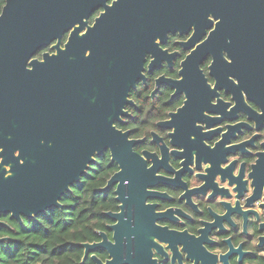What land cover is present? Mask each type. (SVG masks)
I'll return each mask as SVG.
<instances>
[{
	"label": "water",
	"instance_id": "95a60500",
	"mask_svg": "<svg viewBox=\"0 0 264 264\" xmlns=\"http://www.w3.org/2000/svg\"><path fill=\"white\" fill-rule=\"evenodd\" d=\"M107 1L5 0L0 11V215L10 214L21 222V216L30 218L60 207L61 196L80 181L95 157L109 152L110 160L118 166L105 186L116 185L119 202L118 212H106L115 221L107 226L112 240L98 232L99 242L82 243L83 259L102 249L109 258L102 262L92 255L96 264H156L152 258V247L160 249L156 238L174 253L181 245L193 264H215V255L202 246L207 243L205 230L193 237L154 223L163 213H155L156 205L145 204V199L158 195L146 190L158 182L156 166L146 167L144 158L132 149L141 140L129 139V132L114 123L127 115L125 105L134 104L128 96L136 81L144 79L146 54L153 58L149 69L171 56L159 47L157 39L163 43L167 33H187L193 26L189 43L181 42L189 48L213 26L206 39L181 61L179 79L161 76L156 80L157 85L164 83L174 89L173 95L185 96L183 105L157 125L173 127L168 134L170 144L182 148L181 152L172 150L182 159L174 179L191 171L188 166L193 163L199 170L201 162L210 160L209 152L224 162L231 149L223 143L228 141L229 131L240 124L228 126L220 146L206 149L199 147L202 133L195 120L209 127L211 119L216 124L224 115L228 120L236 118L239 109L252 119L264 116V0H113L110 5ZM99 7L103 12L89 25L88 17ZM48 45L53 52L34 57ZM208 54L212 57L209 75L215 80L213 88L199 68ZM221 88L234 101L226 113L230 103L218 98ZM214 97L216 103L211 101ZM244 97L256 103L261 113H255ZM204 112L222 117L209 118ZM188 123L197 142L184 127ZM155 140L161 143L158 161L166 164L167 148L158 136ZM142 154L154 157L147 151ZM259 157L260 169L249 174L257 189L264 183V152ZM211 164L214 167V162ZM211 167L198 174L204 181L202 188L187 193L204 191V187L217 193ZM241 177L239 173L235 180L228 179V184L238 179L235 190L239 189L245 183Z\"/></svg>",
	"mask_w": 264,
	"mask_h": 264
},
{
	"label": "flooded vegetation",
	"instance_id": "af4514ba",
	"mask_svg": "<svg viewBox=\"0 0 264 264\" xmlns=\"http://www.w3.org/2000/svg\"><path fill=\"white\" fill-rule=\"evenodd\" d=\"M112 1L113 0H108L107 4L110 5ZM101 12H103V8L99 7L90 14L88 17L89 25L93 24L95 18L98 17ZM212 28L213 26L207 29L205 35L189 48H185L184 44L181 42H187L193 33V26L187 33H167L163 43H160L159 39H157L156 42L159 47L165 50L167 55L171 56L167 57L168 59L156 62L155 65L149 69V63L153 58L151 54H146L142 70L144 79L136 81L135 87L130 90L128 96L134 104L125 105L123 110L127 112V115L120 116L121 121L115 122L114 124L118 129L128 131L129 139L141 140L133 145V151L144 158L147 168L153 163L156 166L155 176H158V182L153 186H148L146 190L156 192L158 195L148 196L145 199V204L156 205L154 207L155 213H163V217L160 214V217L155 219L154 223L156 225L167 227L168 230L176 232L185 231L189 236L193 237H199L202 235L200 230H205L204 240L207 243H202V246L208 254L215 255V264H264V239L262 240V238H264V183L260 182L261 186L257 189L252 185V177L249 176L253 170L256 172L260 169L259 153L264 152V116L261 119L258 117L252 119L249 118L248 114L243 112L242 109H239V111L236 112V118L228 120L224 117L225 115L222 117L220 114L204 112L203 114L209 118L221 116L222 119L216 124L213 121L211 122V120H214L211 119L209 121L211 126L209 127H206L207 124L205 122H200L197 119L195 120V125L199 128V132L202 133L199 138L202 144H199V147L203 146L206 149H213L216 148V146H220V143L226 138L223 137V134L228 131V126L240 124L239 127L235 126L233 131H229L228 141L223 143L226 149H231L230 151L233 152L228 151V153H225L224 162L220 160L221 158L216 155L215 152H209L210 160L206 163L201 162V168L199 170L195 169L193 163L188 166L191 171L185 170L181 172L178 179H174V171H178L182 168L180 164L182 159H178L172 153V150L181 152L182 148L170 144V137L168 134L173 131V127L166 128L157 125L158 122L168 120L169 113L176 112V110L183 105L185 96L183 93L173 95L174 89L164 83H159L157 85L156 80L161 76L170 79H179L180 76L178 72L181 61L192 49H194L196 44L206 39ZM68 34L69 31L62 36L61 45L66 41ZM44 52L51 53L53 50L50 48V45H48L38 51L34 57L41 58ZM224 57L229 60L225 53ZM211 62L212 57L208 54L199 63V68L202 70L206 82L213 88L215 80L209 75V66ZM233 80L237 82L236 79L233 78ZM137 88L140 94H143V96L148 99V102L156 101L158 103L163 102L165 104L170 103V105H175L174 108L167 109L165 113L163 112L165 115L162 118L152 120L151 123L149 122L150 126L145 129L147 134H142L140 136H134L132 132L135 130H144V126L141 125L142 123L139 124V116L142 117L140 118L141 121L143 116L149 115V112L148 110L142 111L139 109L138 107L140 104L132 97V92ZM142 90L144 92L141 93ZM217 92L218 98L223 102L230 103V106L225 109L226 113L231 106H234L232 95L226 92L224 88L218 89ZM241 93L244 95L243 90ZM216 99L217 98L214 97L211 100L212 103H216ZM244 100L255 113H261V109L256 103L247 100L245 97ZM155 112L159 115L162 113L158 109H155ZM228 114L231 115V113ZM184 127L189 130L190 139L197 142V134L192 127L189 126V123L184 125ZM157 136L162 139L167 148L166 164L158 161V159H161L162 153L160 149L161 143L155 140ZM143 151L153 154L154 157H146L142 154ZM232 161H234V163H232ZM212 162H214V167H211ZM216 163H218L219 167H216ZM114 164L116 165V170L112 174L118 170L117 164ZM255 166H257V168H254ZM207 167H211L209 173L213 175L212 181L215 183V187L219 189L217 193H214L212 187H204V191L202 189V191L187 193V190L202 188L201 186L204 181L200 179L198 174H205V168ZM239 173L242 174L241 180L245 183L240 184L239 189L235 190L238 185V179L235 181L236 183L231 185L228 184V179L235 180ZM221 178H225V180L222 181ZM160 179L162 180L160 181ZM168 179H174L173 183H167L166 181H168ZM257 183H259V181ZM108 188H113L114 192L116 185L112 184ZM255 188L256 190H254ZM220 189H225L227 192L222 194ZM182 195L184 196L182 197ZM115 196L114 193V198ZM116 202L118 206L117 210L107 212L119 211V202L117 200ZM226 213L228 215H226ZM108 219L109 222L105 225V230H97V235L98 232H105L108 239L112 240V231L109 230L107 226L113 224L115 221L110 217H108ZM100 240L101 238L98 235V239L93 242H99ZM154 241L160 246L159 251L152 247V258L156 260V264L194 263L193 259H186V252L182 251L181 245H177V253H174L167 247V243L159 242L156 238H154ZM173 254L175 257L172 259ZM226 254V259L222 260L220 256H225ZM92 255H95L102 262H105V260L109 258L107 252L100 249L88 253L82 260L89 257L93 263L96 264L92 259Z\"/></svg>",
	"mask_w": 264,
	"mask_h": 264
},
{
	"label": "trees",
	"instance_id": "16d2710c",
	"mask_svg": "<svg viewBox=\"0 0 264 264\" xmlns=\"http://www.w3.org/2000/svg\"><path fill=\"white\" fill-rule=\"evenodd\" d=\"M4 3L5 0H0V10ZM138 88L132 92V97L140 104L138 108L148 110L149 115L143 116L141 121L139 116L144 130L133 131L134 136L147 134L145 129L150 126L149 122L162 118L163 112L175 106L148 102ZM155 109L162 113L159 115ZM115 170L116 165L105 152L97 156L80 181L61 196L60 207L46 209L30 218L22 216L21 222L2 214L0 264H94L89 257L82 260V243L96 241L97 230H105L109 222L105 212L117 210L114 189L105 188Z\"/></svg>",
	"mask_w": 264,
	"mask_h": 264
}]
</instances>
